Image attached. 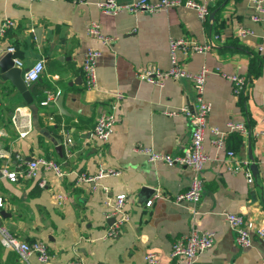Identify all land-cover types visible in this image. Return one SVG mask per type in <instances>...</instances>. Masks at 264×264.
<instances>
[{"label": "crops", "instance_id": "0c3cea01", "mask_svg": "<svg viewBox=\"0 0 264 264\" xmlns=\"http://www.w3.org/2000/svg\"><path fill=\"white\" fill-rule=\"evenodd\" d=\"M74 4L67 0H0V31L6 20L11 26L0 32V59L5 50L15 48L14 58L25 70L38 60L45 71L33 85V103L28 104L10 79L0 73V196L5 201L0 224L21 240L44 241L51 254L47 264H147L145 255L155 252L159 264L179 263L171 257L174 242L193 229L215 232L212 248L194 264H264V243L256 236L252 246L240 248L224 213L241 214L255 226L264 221V23L253 22L251 0H197L210 7L214 17L202 22L184 6L158 13H102L96 3ZM130 4L135 0H117ZM156 1V0H151ZM97 21L108 45L87 33V25ZM240 27L252 31L241 38ZM219 35L221 45L206 54H181L180 64L191 73L202 66L209 69L205 98L211 104L209 127L226 131L222 149L212 144L214 135H205L210 155L202 173L204 194L198 205L177 203L174 198L189 189L192 171L187 166L151 162L137 146L162 154H182L190 142L185 115L171 116L195 98L190 80L167 79L163 86L140 81L138 70L148 65L170 67L169 39L188 38L200 43ZM88 48L101 52L98 86L85 87L82 63ZM222 73L249 78L241 96ZM124 97L119 102L115 95ZM47 105L42 102L48 100ZM115 106V110L113 107ZM17 108L31 115L17 125L12 116ZM114 111L117 116L107 143L92 134L98 117ZM244 124L247 133L228 131L227 124ZM27 130L25 136L21 132ZM62 145L61 154L57 146ZM250 149L252 156L250 157ZM228 152H233L230 157ZM20 157V158H19ZM19 158V159H18ZM38 158H49L63 167L65 175L41 171L37 179L10 182L1 171L14 169ZM236 162L258 175L249 183L244 172L232 173ZM113 169L95 183L79 182L77 174L95 175ZM252 172V170H251ZM45 181L41 186L40 182ZM146 189H149L147 191ZM161 194L151 206L146 203ZM125 193V209L130 215L115 239L104 234L112 220L105 217L106 200ZM59 195L66 198L58 199ZM0 264H26L19 255L2 246ZM29 264H41L37 256Z\"/></svg>", "mask_w": 264, "mask_h": 264}, {"label": "built area", "instance_id": "2783aa9c", "mask_svg": "<svg viewBox=\"0 0 264 264\" xmlns=\"http://www.w3.org/2000/svg\"><path fill=\"white\" fill-rule=\"evenodd\" d=\"M31 1H43V0H31ZM56 1V0H55ZM74 4H86L88 0H67ZM253 4L254 12L251 16L253 22L264 23V0H251ZM98 9L108 15H116L122 12H128L136 14L139 12H146L150 14L158 13L163 10H167L173 7L184 6L190 10H193L198 18L202 22H208L210 17V7L205 2L197 0H135L130 4H121L117 0H102L96 3ZM12 22L6 20L1 28V34L5 32V28L11 26ZM87 33L99 39L104 44L114 43V38L106 36L101 29L100 24L97 21H91L87 25ZM238 36L241 38L252 35V31L247 28L240 27ZM223 42L219 35L213 36L207 42L200 43L197 40L188 38H170L169 39V54H170V67L162 69L154 65H148L145 68L138 70L136 77L140 81L152 83L157 86H163L167 79L175 81L190 80L195 89L194 102L189 105H185L178 112H167L168 115L174 116L181 113L186 116L189 123L190 130V142L184 149L182 154H162L155 152L152 148L146 146H137L136 152L146 154L151 162H163L169 166L179 165L187 166L192 171V180L189 189L185 192L178 194L174 201L177 203H191L198 205L204 194V181L202 178L203 170L206 164L211 161L210 155L205 150V135L209 130L214 135L212 144L219 149H222L225 145V137L227 132L221 130L218 127H209L208 118L211 112V104L205 98V86L209 69L206 66H202L196 73H191L183 68L180 64L181 54H194L201 53L206 54L217 49ZM258 51L264 54V37L263 42L259 45ZM5 53L14 54L15 48L10 46L5 50ZM101 56V52L95 48H88L85 52L82 69L84 73L85 87L88 90L97 88L98 86V74L97 66ZM14 63L17 67L23 68V62L18 58H14ZM45 71V62L38 60L24 73V81L27 84H31L40 79ZM222 75L230 80L233 85V92L236 96H241L248 86L249 78L237 74ZM117 102L123 99L121 93L115 95ZM54 98L53 94L49 95L48 100L42 102L43 105H47L48 102ZM115 110V106L113 107ZM13 122L17 125L20 121H23L24 128H29L31 125V115L29 112H24L23 108H17L12 116ZM117 123V116L114 111L102 113L95 124L93 130V136L102 143H107L110 139L111 133L115 124ZM228 131H238L243 134L247 133V128L244 124H236L229 122L227 124ZM28 133L27 130L21 132V136H25ZM230 157H234L233 152H228ZM20 158V157H19ZM18 158V159H19ZM232 173L244 172L249 183L254 180L253 173L250 168H246L241 162H236L230 168ZM41 171L52 172L58 178H63L65 172L60 163L49 158L34 159L22 167L19 165L14 169L3 168L2 175L12 183H17L20 178L23 179H37ZM117 171L113 169H100L95 175H88L86 173H78L77 178L79 182L95 183L101 178L107 175H116ZM41 186L45 185V181L40 182ZM161 197L158 192L146 203L147 206H151L156 198ZM66 197L59 195L58 199L63 201ZM127 202V195L125 193L116 194L115 197L106 200V207L108 208L105 213V217L112 222L108 225L104 234L105 239H115L119 236L123 226L129 221L130 215L125 209ZM5 201L0 196V211L4 208ZM224 219L234 231L235 242L240 248H249L252 246L253 237L256 236L264 243V221L259 225L246 219L241 214L226 212L224 213ZM0 242L3 247L15 251L19 257L29 264L31 256L35 255L41 264H47L51 259V254L48 245L41 240L27 242L21 240L14 235L7 227L0 224ZM215 243V232L213 231H199L197 229L191 230L187 235L179 237L173 244L171 249V257L174 260H181V264H194L197 258L208 249L212 248ZM145 261L147 264H159V258L155 252H148L145 255ZM74 264H84L79 260ZM179 264V263H172Z\"/></svg>", "mask_w": 264, "mask_h": 264}, {"label": "water", "instance_id": "95a60500", "mask_svg": "<svg viewBox=\"0 0 264 264\" xmlns=\"http://www.w3.org/2000/svg\"><path fill=\"white\" fill-rule=\"evenodd\" d=\"M212 18L214 17V13L210 15ZM26 71V70H25ZM0 73L3 79H10L17 90L23 95L25 101L28 104L33 103V98L31 96V91L33 90V85H29L24 81L22 77L23 69L16 66L13 60V55L7 53L3 58L0 59ZM57 151L61 154L62 152V145L57 146ZM251 149H250V157ZM32 161V158H30ZM251 170L253 176L256 177L258 175V168L256 164L251 166ZM149 191V189H146Z\"/></svg>", "mask_w": 264, "mask_h": 264}]
</instances>
